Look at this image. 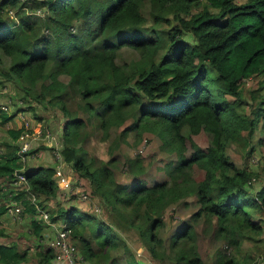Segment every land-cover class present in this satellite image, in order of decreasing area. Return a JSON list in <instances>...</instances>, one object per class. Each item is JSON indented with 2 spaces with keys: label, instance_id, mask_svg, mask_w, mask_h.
<instances>
[{
  "label": "trees",
  "instance_id": "16d2710c",
  "mask_svg": "<svg viewBox=\"0 0 264 264\" xmlns=\"http://www.w3.org/2000/svg\"><path fill=\"white\" fill-rule=\"evenodd\" d=\"M146 1L152 23H165L163 35L159 30L152 37L146 34ZM31 13L44 16L40 25ZM8 16L14 19L7 21ZM185 33L191 41L184 39ZM122 47L138 53L129 71L126 63L116 62ZM0 51L9 58L3 74L19 81L26 92L22 98L57 108L64 117L61 139L50 147L54 159L60 156L54 161L88 179L78 186L94 214H100L103 203L110 210L127 209L128 223L139 230L144 245L143 254L136 255L109 221L74 204L55 206L60 191L55 166L27 165V157L43 152L41 147L29 148L22 161L18 136L30 129L11 124L6 137L0 136V218L29 215L34 255L27 246L19 252L15 243L0 241V264L57 261L54 248L39 240L43 209L51 221L66 224L69 242L89 264H163L165 259L206 264L195 248L190 224L175 229L168 249L162 248L159 230L166 210L188 197L196 204L192 219L214 222V234L227 244L225 258L215 264H242L231 252L240 246L237 234L264 232V151L255 165L249 160L255 131L264 130V0H0ZM250 80L256 83L247 88ZM245 90L250 113L242 104ZM74 95L79 96L77 108L70 109L68 96ZM13 104L10 113L0 111L1 125L24 109ZM27 108L35 110L31 104ZM92 117L102 139L110 136L111 126L120 127L121 141L132 131L136 139L143 133L156 136L160 150L174 156L162 167L169 181L147 183L139 156L129 161L132 183L114 177L108 166L114 155L91 168L85 159L88 134L81 130ZM17 168L25 180L14 184ZM251 177L259 184L250 182ZM91 187L99 197L96 202L89 199ZM72 196L81 199L79 193ZM5 198L17 202L20 211ZM2 230L0 221L1 239ZM119 246L122 262L114 255Z\"/></svg>",
  "mask_w": 264,
  "mask_h": 264
},
{
  "label": "rangeland",
  "instance_id": "374dc122",
  "mask_svg": "<svg viewBox=\"0 0 264 264\" xmlns=\"http://www.w3.org/2000/svg\"><path fill=\"white\" fill-rule=\"evenodd\" d=\"M204 2L205 0H201V3ZM207 7L210 11L214 10V8L212 7ZM14 12L15 9H12V16L14 15ZM27 12L29 13L30 11ZM192 12L194 13L195 10H193ZM143 13L148 20L145 24L146 34L152 37L159 30V34L163 35V29L166 27L165 23H152V17L149 15L147 1L146 5L143 8ZM9 16L5 17L7 21L14 19H11V17ZM30 17L36 25H40L44 20V16L34 15L32 13L30 14ZM173 23L174 21L171 22V24ZM45 29L46 28L43 27L42 31L44 32ZM184 39L191 41V35L189 33H185ZM94 45H98V40H95ZM137 58L138 53L136 50L128 47H122L118 51L116 62L118 64L126 63L127 66L125 67V70L129 71L132 67L133 61ZM0 59V104L7 101H11L12 103L19 102V107L22 108L24 105V109L21 110L25 112V117L32 121V127L34 125L37 126V123L38 125L42 124L45 127H48V130L53 135H55L54 138L56 137V140H60L61 126L64 117L60 113L59 109L52 108L45 105L44 103H36L32 98H29L26 102L22 98L26 95V92L22 89L19 81L16 79H7L3 74V71H7L8 69L9 58L2 54L0 51ZM255 83V80H250L248 83H246V87L250 88V86ZM38 86L39 84L37 85V88ZM30 90L32 91V89ZM261 91L263 92L264 90L262 89ZM68 97L70 99L67 101L68 108L76 109V104L78 103L76 101L79 99V96L74 95L72 97ZM242 100V104L246 105L244 111L246 113H250L251 108L248 105L250 99L246 90L242 91ZM246 100L248 103L246 102ZM27 104H31L35 110L32 111L30 108H27ZM78 115L86 118V112L84 111H79ZM50 120H52V122H49ZM88 122L89 123L87 124V126L85 128H82L81 131H85L88 134V137L84 142V147L87 151L85 159L87 162H89L91 168L97 167L102 162H106V160L114 155L115 161L108 163V166L113 172L114 177H117L118 179H120V181L132 183L133 176L129 171V161L133 160L136 156H139V164L142 165L143 171L147 172L146 175L142 176L147 183L152 184L154 181H160L164 179L166 181H169V177L167 173L164 172V169H162V167L163 165L174 160V156L160 150V140L156 136L143 133V138L136 139L134 137V132L132 131L128 133L129 136H127L126 140L121 141L118 138L120 127L111 126L109 129L110 136L107 137V139H102V132L97 127V119L92 117ZM14 123L15 125H12L15 128H18L22 125V121L18 115L14 119ZM5 126L0 125V136L3 135L1 139H4L7 134ZM27 141L29 143V140ZM116 142H119V144L115 148ZM252 146L254 149L253 152L257 155L262 154V152L264 151V130L262 128L256 129L254 137L252 139ZM29 147L32 148L33 151L41 147L43 152L40 153L39 151L41 150H39V155L36 154V152H32L31 155L27 157L28 166L34 167L41 164L45 166H55L56 168L53 176L57 179V184L60 191L58 190V200H56L55 206L57 205L58 207H67L71 204H74L78 207L81 206L82 210L97 216L99 219L104 218L114 226L116 233L125 241L130 249L135 251L136 255L140 253L143 254L144 245L141 241L139 230L128 223L129 212L127 209L120 207L119 211H117V209L110 210L103 203L100 214H94L92 212L93 210H91V208L89 207L90 203L89 201H87L88 198L79 199L77 196H72L75 193H79L82 191V186L84 185V183H82L83 181L81 180L89 183L88 179L84 177L78 178L74 176L73 170L69 166H64L66 165V163L60 162V164H58L56 161H54L56 160V158L54 159V151L53 148L50 149V147H55L53 141H49L46 138L42 139L41 136L37 135L36 138L30 141ZM112 148L114 149L112 150ZM137 153L140 154L138 155ZM78 184L82 186H78ZM87 186H89V184H87ZM91 194L92 195L89 197V199L92 198L93 202L99 200L98 195L92 192V187ZM6 199L7 198H5V203L7 204L13 203L14 205L20 206L17 202H7ZM78 201L81 202L79 203ZM195 209L196 204L194 203V201H192L191 197H188L184 201L174 204L166 210L164 214L163 227L159 230V236L163 240L162 248L168 249L169 237L175 231V229L179 228L180 226L183 227L185 224H190L193 227L195 248L206 264H215L223 256V253H225L224 246L227 244L222 236L214 234V222L206 221L201 217L195 220L192 219V213L195 211ZM0 221L3 228V236L2 239L0 238V241H6L8 243L18 242L22 246V248H25L26 246L29 247L28 252H31L30 254L34 255L32 245H34L35 240L28 232L29 219L27 215L20 212V218L14 220L12 219V217L4 214L0 218ZM60 225V221H57L56 223L49 222L48 226L46 227V235L48 236L45 238L46 241L45 239H43V241L46 242V245L49 246V242L54 239V236H56L57 230ZM237 235L240 238V246H238L237 249L231 247V252L234 255V259L236 258L242 264H262L261 260H264V232L259 236H247V233H238ZM16 249L19 252L22 251L19 247H16ZM171 252V250L168 251V253L170 254ZM114 255L116 256V258H118V260H120V262H122L124 257V251L122 247L119 246L117 249H114ZM224 258L225 257L223 256L221 260H223ZM146 261L150 262L149 258H147ZM86 263L87 261L84 260L82 263L80 262L78 264ZM171 263L172 262L165 259L163 264Z\"/></svg>",
  "mask_w": 264,
  "mask_h": 264
},
{
  "label": "built area",
  "instance_id": "2783aa9c",
  "mask_svg": "<svg viewBox=\"0 0 264 264\" xmlns=\"http://www.w3.org/2000/svg\"><path fill=\"white\" fill-rule=\"evenodd\" d=\"M14 108L15 106L11 101H7L5 103L0 104V111L4 113H10ZM17 115L22 121V126L24 130L30 129V132L28 133L21 132L18 136V139L20 140V147L18 149V153L20 154L22 161L25 160L24 153L28 151L30 148L29 147L30 141L36 138L37 135L41 136L42 139L46 138L49 141L52 140L54 145L57 144L56 138H54V135L48 130L47 127H45L44 125H38V123L37 126L34 125L32 127V121L29 120L27 117H25L24 112L18 111ZM27 140H29V143ZM55 158H60V156L56 154ZM249 160L251 164H256L259 160V155L254 153L250 156ZM13 175L14 178L12 182L14 184L22 183L25 180V176L19 168L14 170ZM256 181L258 180L255 177L250 178V182H256ZM79 197L87 198L83 192L81 193L79 192ZM32 199L34 198L32 197ZM95 210L97 211L98 207L95 206ZM14 211L18 213L20 211V207L15 205ZM39 211L41 213L42 219L48 221L49 220L48 212L45 210H39ZM69 235H70V229L66 227L65 223H61L60 227L57 230L56 236L54 237V239H52L49 242V246H52L54 248L55 260L65 261V264H78L80 261L83 260V258L78 252L75 251L73 244L69 242L68 240ZM261 262L263 263L264 261L261 260Z\"/></svg>",
  "mask_w": 264,
  "mask_h": 264
},
{
  "label": "crops",
  "instance_id": "0c3cea01",
  "mask_svg": "<svg viewBox=\"0 0 264 264\" xmlns=\"http://www.w3.org/2000/svg\"><path fill=\"white\" fill-rule=\"evenodd\" d=\"M16 118V116H14V118L12 119V120H10V121H7V122H5V124H4V126L5 127H10V125L11 124H14L15 125V123H14V119ZM13 122V123H12ZM1 125V124H0ZM4 128V127H3ZM253 165H255V164H253ZM258 166V165H257ZM69 172V171H68ZM258 184H259V181H256ZM9 205V207H12V205H14L13 203L12 204H8ZM25 215H27V217H28V219H29V215L28 214H25ZM42 219V218H41ZM42 221H43V223L45 224L44 226H43V233H42V237L39 239L40 241H41V243L44 245V246H46V242H44L43 241V239H45L48 235H46V227L48 226V224H49V222H57L58 220H56V221H51L50 219L48 220V221H45V220H43L42 219ZM29 225V224H28ZM55 237V236H54ZM45 241H46V239H45ZM12 243H15L16 244V246H18L19 248H21V250L23 249L22 248V246L18 243V242H12ZM29 253H31V252H29ZM84 261V259L82 260V261H80L81 263ZM79 262V263H80ZM51 264H61V263H59V262H55V261H52V263ZM86 264H89L88 262L86 263Z\"/></svg>",
  "mask_w": 264,
  "mask_h": 264
}]
</instances>
